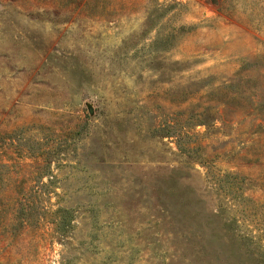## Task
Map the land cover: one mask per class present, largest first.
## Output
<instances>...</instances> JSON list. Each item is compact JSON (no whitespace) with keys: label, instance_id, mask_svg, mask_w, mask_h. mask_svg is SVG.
I'll list each match as a JSON object with an SVG mask.
<instances>
[{"label":"rangeland","instance_id":"374dc122","mask_svg":"<svg viewBox=\"0 0 264 264\" xmlns=\"http://www.w3.org/2000/svg\"><path fill=\"white\" fill-rule=\"evenodd\" d=\"M0 264H264V0H0Z\"/></svg>","mask_w":264,"mask_h":264},{"label":"water","instance_id":"95a60500","mask_svg":"<svg viewBox=\"0 0 264 264\" xmlns=\"http://www.w3.org/2000/svg\"><path fill=\"white\" fill-rule=\"evenodd\" d=\"M88 112L90 113V114H92L93 113V108L90 106V105H88Z\"/></svg>","mask_w":264,"mask_h":264}]
</instances>
